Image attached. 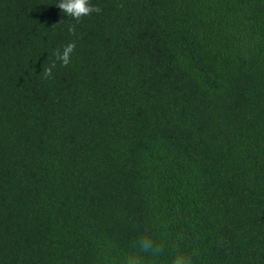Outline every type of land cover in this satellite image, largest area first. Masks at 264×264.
Returning a JSON list of instances; mask_svg holds the SVG:
<instances>
[{
	"label": "trees",
	"instance_id": "16d2710c",
	"mask_svg": "<svg viewBox=\"0 0 264 264\" xmlns=\"http://www.w3.org/2000/svg\"><path fill=\"white\" fill-rule=\"evenodd\" d=\"M59 2L0 0V264L162 224L145 264H264V0H90L75 34Z\"/></svg>",
	"mask_w": 264,
	"mask_h": 264
},
{
	"label": "clouds",
	"instance_id": "9594fccd",
	"mask_svg": "<svg viewBox=\"0 0 264 264\" xmlns=\"http://www.w3.org/2000/svg\"><path fill=\"white\" fill-rule=\"evenodd\" d=\"M123 7V5H119ZM66 17L69 18L72 26L69 28V32L75 34L76 25L79 24L83 18L91 16L92 14L100 13L101 9L98 6H93L90 0H60L56 5ZM64 21H61L63 23ZM60 23V24H61ZM54 25L53 27H55ZM76 44L74 42L68 43L63 49H57L54 52L55 61L59 62L62 66L67 67L72 60V55L75 51ZM56 68V62H53L49 67L44 68L42 75L44 79H48L52 76L53 69ZM161 237L158 240L150 234L151 229L146 228L142 234H140L132 242V251L123 257L120 264H145L144 257H151L153 260L159 258L165 249V240L167 225H160ZM196 255L195 252L184 253L179 250L175 252L172 257L171 264H193V258ZM99 264H115V260L112 256L111 246L103 251L98 257Z\"/></svg>",
	"mask_w": 264,
	"mask_h": 264
}]
</instances>
